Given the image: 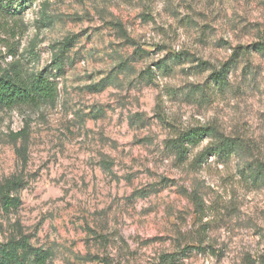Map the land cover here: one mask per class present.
Wrapping results in <instances>:
<instances>
[{
    "label": "rangeland",
    "instance_id": "1",
    "mask_svg": "<svg viewBox=\"0 0 264 264\" xmlns=\"http://www.w3.org/2000/svg\"><path fill=\"white\" fill-rule=\"evenodd\" d=\"M259 43L264 0H28L0 17V75L57 83L0 106V259L264 264ZM198 124L235 152L199 165L205 138L177 158L168 140Z\"/></svg>",
    "mask_w": 264,
    "mask_h": 264
},
{
    "label": "trees",
    "instance_id": "2",
    "mask_svg": "<svg viewBox=\"0 0 264 264\" xmlns=\"http://www.w3.org/2000/svg\"><path fill=\"white\" fill-rule=\"evenodd\" d=\"M27 1L0 0V17L17 14L18 9L24 6ZM257 48L258 50H264V44L259 43ZM228 68L226 62L219 70H215L211 74L210 82L213 87L219 86L222 88L224 84H227L226 73ZM56 95L57 83L45 70L27 74L14 63L0 75V106L36 105L44 101L54 100ZM205 138H209V141L195 154V159H197L199 165L211 156L228 157L236 150V139L225 135L214 125L198 124L186 127L179 131L176 136L170 138L168 144L177 158L183 159ZM12 249H14L12 254L6 255L3 252L0 264H45L46 262L47 253L44 251L37 252L32 261L27 262L24 256L17 255L16 247H12Z\"/></svg>",
    "mask_w": 264,
    "mask_h": 264
}]
</instances>
